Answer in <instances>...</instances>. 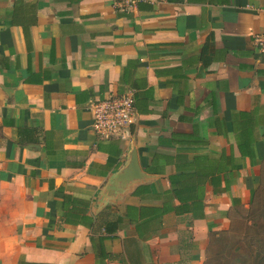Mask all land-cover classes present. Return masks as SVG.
<instances>
[{
  "label": "crops",
  "instance_id": "1",
  "mask_svg": "<svg viewBox=\"0 0 264 264\" xmlns=\"http://www.w3.org/2000/svg\"><path fill=\"white\" fill-rule=\"evenodd\" d=\"M116 1L0 0V264H204L250 204L264 0ZM128 92L101 137L90 103Z\"/></svg>",
  "mask_w": 264,
  "mask_h": 264
},
{
  "label": "trees",
  "instance_id": "2",
  "mask_svg": "<svg viewBox=\"0 0 264 264\" xmlns=\"http://www.w3.org/2000/svg\"><path fill=\"white\" fill-rule=\"evenodd\" d=\"M262 189L264 191V170L252 189L249 206L233 205L228 212L229 228L212 233L204 264H264V245L254 247V243H264V237L259 235L264 233ZM252 232L255 234L250 236Z\"/></svg>",
  "mask_w": 264,
  "mask_h": 264
},
{
  "label": "built area",
  "instance_id": "3",
  "mask_svg": "<svg viewBox=\"0 0 264 264\" xmlns=\"http://www.w3.org/2000/svg\"><path fill=\"white\" fill-rule=\"evenodd\" d=\"M141 0H117L121 9H129ZM263 46L261 37L257 38ZM134 96L131 92L125 94H113L92 101L89 108L93 115V128L106 139L111 137L124 138L134 122Z\"/></svg>",
  "mask_w": 264,
  "mask_h": 264
},
{
  "label": "water",
  "instance_id": "4",
  "mask_svg": "<svg viewBox=\"0 0 264 264\" xmlns=\"http://www.w3.org/2000/svg\"><path fill=\"white\" fill-rule=\"evenodd\" d=\"M137 167V160L136 157L132 154L129 157L127 165L123 168V170L119 173L118 178L119 180H127L131 172H133Z\"/></svg>",
  "mask_w": 264,
  "mask_h": 264
},
{
  "label": "rangeland",
  "instance_id": "5",
  "mask_svg": "<svg viewBox=\"0 0 264 264\" xmlns=\"http://www.w3.org/2000/svg\"><path fill=\"white\" fill-rule=\"evenodd\" d=\"M262 173V172H261ZM261 173H259V175H261ZM261 191H263V189L261 190ZM264 192V191H263ZM261 202H263L264 201V194H262L261 195ZM262 204V203H261ZM249 206V205H248ZM247 206V207H248ZM239 224H241V223H239ZM242 229V228H241ZM255 231V230H254ZM258 231H262L261 229H259ZM255 233L254 232H252L251 233V235L250 236H252V235H254ZM261 237H264V233L263 234H259ZM259 245H264V243L263 244H258V243H254V247H257V246H259ZM254 250H255V248H254Z\"/></svg>",
  "mask_w": 264,
  "mask_h": 264
}]
</instances>
